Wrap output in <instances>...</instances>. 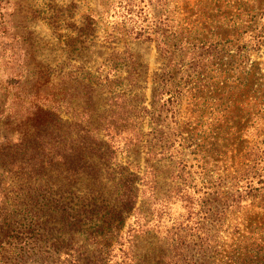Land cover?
<instances>
[{"label":"rangeland","instance_id":"obj_1","mask_svg":"<svg viewBox=\"0 0 264 264\" xmlns=\"http://www.w3.org/2000/svg\"><path fill=\"white\" fill-rule=\"evenodd\" d=\"M157 17L172 30L174 43L185 46L182 60L169 62L156 42L135 39ZM82 27L81 39L95 46L81 60L94 75L111 62L107 82L125 95L115 98L106 90L84 100L79 93L75 98L60 94L62 118L137 125L136 136H143L139 146L129 133L112 141L109 170H129L142 181L137 210L126 227H119L129 235L122 252L116 249L103 260L264 264V43L259 38L264 0H0V118L8 114L16 126L15 119L32 111L33 98L47 95L48 85H36L47 78L46 66L54 70L55 83L59 73H72L80 56L67 43L73 44ZM116 52L125 53L117 65L111 58ZM165 90L176 92V98L158 120H163L160 130L167 137L183 132L188 138L183 146L163 142L152 147L148 137L153 101L164 105ZM71 101L76 110H68ZM141 105L151 112L135 111ZM95 111L100 117L82 116ZM0 138L18 142L25 137L0 124ZM152 148L154 154H148ZM8 170L0 164V211L14 204L16 194L17 182ZM104 184L107 199L114 188L109 181ZM137 222L144 226L141 232L135 230ZM4 232L0 264H11V254L1 245L11 243V231ZM51 240L64 251L67 238ZM21 264L44 263L24 259ZM58 264L77 263L63 256Z\"/></svg>","mask_w":264,"mask_h":264},{"label":"trees","instance_id":"obj_2","mask_svg":"<svg viewBox=\"0 0 264 264\" xmlns=\"http://www.w3.org/2000/svg\"><path fill=\"white\" fill-rule=\"evenodd\" d=\"M157 19L158 22L145 32H137L135 39L156 42L158 52L169 62L182 60L186 52L185 46L174 43L175 40L170 35L172 30H169L166 22H162L161 17ZM83 36L82 27L73 44L67 43L80 56L72 73L64 76L59 73L60 79L55 83L52 79L54 70L46 66L47 78H44V83L38 81L36 85H48L47 95L35 96L29 103L32 111L15 119L16 126L10 115L2 114L0 118L1 126L9 131L11 127V132L25 137L18 142L0 138V164L11 170V176L17 182L14 204L9 209L0 211V233L11 231V236H8L11 243H1L11 254V264H21L24 259L29 262L58 264L63 256L77 264H109L111 260H103L106 254L116 249L122 252L124 239L129 237L127 233L119 231V227H124L127 218L134 216L137 210L142 179L139 174L129 170H109V163H112L115 154L112 149L114 137L129 133L135 137L134 146H139L143 136L139 139V134L136 136L135 131L140 126L101 125L92 122L84 124L73 116L71 117L75 122L64 121L62 118L64 102L60 94L75 98L79 93L87 100L90 96H103L109 90L113 97L124 99L125 94L116 93L110 82H107L111 72L108 73L106 66L111 67L112 71L111 62L96 69L97 75H94L81 60L95 46L93 40L88 43L86 38L81 39ZM259 38L264 43L262 33ZM115 54L117 57L111 55L115 59L114 64L125 61L122 59L125 53ZM167 76L172 75L167 73ZM160 83L162 81L159 85ZM60 86L61 91L57 89ZM163 93L166 97L164 105L161 106L154 99V112L142 105L140 108L134 106L135 111L153 114L154 122L148 136L150 142H154L152 147L163 142L165 146H183L188 140L183 132L167 137L166 132L160 130L164 125L163 120H158L169 113L166 106L176 98L173 90H165ZM6 100L8 102V96L1 103L2 108L6 106ZM72 103L73 101L68 104L69 111L74 109ZM88 115L100 117L96 111L82 114L83 118ZM152 153L154 154L153 148L148 154ZM164 153L171 152L166 150ZM15 170L18 171L14 172ZM107 181L114 191L110 198L105 199L107 187L104 182ZM143 228V224H135L137 232H141ZM57 236L68 240L64 244V251L62 244L51 240ZM78 237H82V241H73ZM82 249L85 250L84 253ZM113 257L111 255L110 259Z\"/></svg>","mask_w":264,"mask_h":264}]
</instances>
